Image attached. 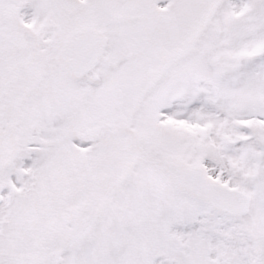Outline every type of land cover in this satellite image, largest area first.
<instances>
[{"label":"snow or ice","instance_id":"6c2138e0","mask_svg":"<svg viewBox=\"0 0 264 264\" xmlns=\"http://www.w3.org/2000/svg\"><path fill=\"white\" fill-rule=\"evenodd\" d=\"M0 264H264V0H0Z\"/></svg>","mask_w":264,"mask_h":264}]
</instances>
